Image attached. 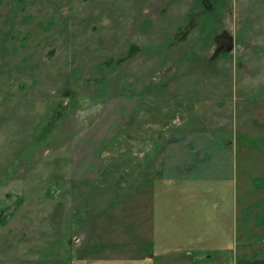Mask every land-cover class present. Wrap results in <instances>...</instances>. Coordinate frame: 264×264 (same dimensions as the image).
Segmentation results:
<instances>
[{
	"label": "rangeland",
	"instance_id": "374dc122",
	"mask_svg": "<svg viewBox=\"0 0 264 264\" xmlns=\"http://www.w3.org/2000/svg\"><path fill=\"white\" fill-rule=\"evenodd\" d=\"M191 126L257 154L244 181L198 187L195 214H165L152 235L141 196L125 214L108 180L152 175ZM242 201V256L264 257V0H0V264H180L174 243L194 228L174 221L199 227L205 206L213 248L191 264H224Z\"/></svg>",
	"mask_w": 264,
	"mask_h": 264
},
{
	"label": "crops",
	"instance_id": "0c3cea01",
	"mask_svg": "<svg viewBox=\"0 0 264 264\" xmlns=\"http://www.w3.org/2000/svg\"><path fill=\"white\" fill-rule=\"evenodd\" d=\"M102 125L103 123L99 119L98 123L93 126L91 146L88 148L90 149L92 147V149L88 151V154H97V161L99 160L98 155L100 154V150L96 152V147H100V144L104 141V139L101 138L102 134H100V128ZM151 150L153 152H157V148H153ZM84 153L86 154V152ZM251 154L255 155L257 153L251 151L240 153L237 148L224 144L222 139L213 135V133L206 129H201L195 126L188 128L184 127V129L176 130L175 135L169 138L167 145L162 149L160 165H158L157 170L151 169L154 171L152 175H148L139 181L126 179L122 181L119 186L117 184H112V180L109 179V187H116L113 191L111 189L109 193L111 194L112 192L115 196L116 194L124 196V203L126 204V208L124 210L126 212L125 214H133L132 210L134 200H138V197L141 196L142 198L140 197V201L142 203V208H146V212L144 214L153 215V221H151V224L154 229L150 233L155 235V231L158 229V226L167 225V217L165 214H195L194 210L192 211L190 207L185 205L187 201H190L191 199L194 200L195 197L199 196V194L204 197L207 195L206 192L203 194L202 191L198 190V187H206L207 185L212 187L213 183L218 184L228 180L235 181V178L238 182L237 177L240 171L242 172V181H244V167L246 170L249 168V157ZM88 156L86 157L82 155V158L88 159ZM90 167H92V170L97 169L95 162L93 166L87 164L77 166L76 170L78 171V176H81L85 172L89 171ZM146 170L150 169L146 168ZM104 181L105 180L99 181L100 187L104 186ZM133 187H140V189H133ZM194 191H197L199 194H196ZM171 194L173 198H168ZM169 199H172L174 204L172 213H168L170 211H165L166 209H164V207V211H157L159 207H162V204L158 203ZM183 199H185L184 202ZM212 202L213 193L210 191V204H212ZM244 202L245 201H242L241 214L243 213V210L245 211V209L248 208H245L246 203L244 204ZM249 202H251V200L247 201V203ZM215 208L219 209L218 206H215ZM188 209L191 211H186ZM205 210L206 206L205 208L202 207L201 212L196 213L202 214V217L198 216V218L204 220L199 224V227L196 226V220L195 223L190 220L185 222L174 221V229L178 232L180 229H183L182 225L194 228V230L190 231L184 229L183 231H180V233H188L186 234L188 236L184 237L183 242L178 244L176 242L174 243L175 251L178 252L177 255L180 258V264L207 261L204 260L205 258L199 259L196 253L198 251L205 252L207 249L212 250L213 248L212 226L207 225L206 221L207 218L211 220L212 216H207V212ZM237 211H239V208ZM209 214H213L211 206ZM237 217V239L235 242L233 241L222 244L220 249L222 252H225V254L223 253L224 257L221 260L224 261V264H264V257L244 258L242 256L246 246L250 247V244L241 243L245 214H242L241 217ZM233 227L235 226L233 225ZM193 235H198V238H200V244L196 249L193 246ZM207 235H209L210 240L209 246H207V241L205 239ZM162 248H164L163 245L160 249ZM194 250L198 251L194 252ZM154 256L155 255L152 254V257ZM210 257H212V255Z\"/></svg>",
	"mask_w": 264,
	"mask_h": 264
}]
</instances>
